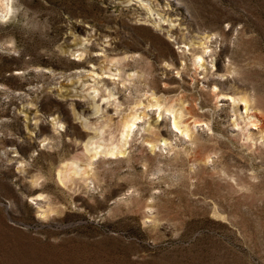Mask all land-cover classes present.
<instances>
[{"label": "rangeland", "instance_id": "rangeland-1", "mask_svg": "<svg viewBox=\"0 0 264 264\" xmlns=\"http://www.w3.org/2000/svg\"><path fill=\"white\" fill-rule=\"evenodd\" d=\"M10 3L0 264H264V0Z\"/></svg>", "mask_w": 264, "mask_h": 264}, {"label": "bare ground", "instance_id": "bare-ground-1", "mask_svg": "<svg viewBox=\"0 0 264 264\" xmlns=\"http://www.w3.org/2000/svg\"><path fill=\"white\" fill-rule=\"evenodd\" d=\"M13 8V7H12ZM181 46V45H180ZM185 54H186V49H185ZM196 54H198V56H200L201 57V55L202 54H200V53H197V51L195 50V49H193V51L191 52V56L192 55H194V58H195V55ZM194 61V60H193ZM184 67V66H183ZM186 67V66H185ZM180 72V71H179ZM181 110V109H180ZM178 113H180V112H178ZM183 113V112H182ZM180 115V114H179ZM181 116V115H180ZM137 116L135 115V117H134V119L136 118ZM181 120V119H180ZM179 120H175V123H176V125L177 126H179V122H178ZM134 120L133 121H130V120H126L125 121V125H124V128H125V131H124V134L126 135V136H129L130 135V133H131V131H132V128H133V124H134ZM255 122V121H254ZM185 129H188V126H185ZM187 131V130H186ZM101 139V138H100ZM92 141V140H91ZM94 143V142H93ZM96 144V143H95ZM108 144V143H107ZM95 146V145H94ZM114 146V145H113ZM116 146V145H115ZM100 147H101V144L100 145H98V146H96L95 147V154H97V153H99V152H111V153H113V154H115L117 151H116V149H115V147H110V148H103V149H100ZM104 147V146H103Z\"/></svg>", "mask_w": 264, "mask_h": 264}, {"label": "clouds", "instance_id": "clouds-1", "mask_svg": "<svg viewBox=\"0 0 264 264\" xmlns=\"http://www.w3.org/2000/svg\"><path fill=\"white\" fill-rule=\"evenodd\" d=\"M2 8L3 10L0 11V22H7L9 17L13 14L10 0H3Z\"/></svg>", "mask_w": 264, "mask_h": 264}]
</instances>
